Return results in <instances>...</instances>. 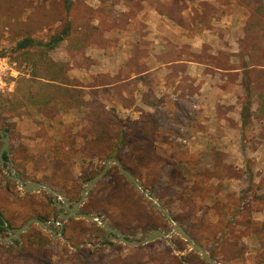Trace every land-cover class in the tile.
I'll use <instances>...</instances> for the list:
<instances>
[{
  "label": "rangeland",
  "instance_id": "1",
  "mask_svg": "<svg viewBox=\"0 0 264 264\" xmlns=\"http://www.w3.org/2000/svg\"><path fill=\"white\" fill-rule=\"evenodd\" d=\"M196 1L200 4L204 0ZM188 2L183 3L188 5ZM216 2V11L231 10L236 21L241 22L245 32L239 38L244 47L260 44L258 30L264 19L259 17H264L261 15L264 0ZM73 3L79 6L78 17L84 10L89 22L101 20L96 25L80 24L90 31L94 27H114L118 24L114 18L116 6L123 3L136 9L141 0H0V51L8 52L28 69L26 75L16 80L12 91L0 94V128L10 134L9 157L20 177L47 183L74 201L85 187V177L99 172L104 161L115 156L221 264H264V159L260 163L257 160L255 166L241 161L224 163L222 160L228 158L219 155L215 147L213 154L208 152V146L201 147L203 141L199 140L194 122L197 104L193 100L171 94L155 111L139 114L135 109L121 114L109 105L116 120L105 121L98 114L89 115L80 108L85 90L79 87L81 80L68 78V66L63 68L69 80L68 92L55 93L48 103L41 99L34 101L33 96L29 98L33 88L22 91L18 86L19 80L31 77L32 63L15 50L16 43L25 36L46 41L61 32L68 23ZM108 19L114 22H107ZM237 35L238 30L235 38ZM63 47L61 42L50 51L53 61L65 62L59 53ZM83 65L86 71H92L89 74L93 82L103 80L93 62ZM120 120L128 126L121 140ZM255 136L247 134L256 143ZM261 144L264 145V140ZM89 194L90 213L99 215L129 238L154 228L168 231L172 227L150 200L122 176L116 165L109 168ZM55 202L52 194L45 191L24 192L7 177L0 164V212L11 229L32 216L53 219L58 210ZM76 220L65 222L64 238H53L38 225H31L50 240L45 259L31 264H210L177 233L169 241L158 238L147 244L128 246L107 238L94 222ZM0 235L6 237L8 231ZM20 238L15 240L26 243L23 250L30 252L31 248L39 247L32 233ZM104 238L112 243L104 242ZM11 244L12 249L5 250L6 244L0 242V264H25L23 258H16L19 250ZM87 251L88 256L84 254Z\"/></svg>",
  "mask_w": 264,
  "mask_h": 264
},
{
  "label": "crops",
  "instance_id": "2",
  "mask_svg": "<svg viewBox=\"0 0 264 264\" xmlns=\"http://www.w3.org/2000/svg\"><path fill=\"white\" fill-rule=\"evenodd\" d=\"M204 1L141 0L136 9L121 3L114 15L117 25L90 31L80 24L96 25L100 19L89 22L84 10L78 17L73 3L59 53L68 78L82 81L80 108L86 113L87 102L94 100L121 114L153 112L176 94L197 104L194 127L201 147L208 146L210 154L215 147L228 158L224 163L255 166L264 159V22L260 44L246 48L234 13L216 11V0ZM83 62H93L103 80L93 82Z\"/></svg>",
  "mask_w": 264,
  "mask_h": 264
},
{
  "label": "water",
  "instance_id": "3",
  "mask_svg": "<svg viewBox=\"0 0 264 264\" xmlns=\"http://www.w3.org/2000/svg\"><path fill=\"white\" fill-rule=\"evenodd\" d=\"M0 164L5 161L7 167H3L9 179L14 180L17 185L24 192H36L45 191L52 194L56 199L54 206L58 209L53 219L42 220L39 217H29L26 221L16 229H11L5 218H3V224L8 231V236L2 237L0 235V242L9 245L15 241V239L21 240V234L27 232L31 225L36 224L42 230L49 232L53 238H64L63 227L66 221L70 219H84L96 223L103 231L107 238L115 242H122L128 246H138L150 243L155 239L161 238L170 240L171 236L175 233L179 234L189 245V247L198 253L202 259L206 260L210 264H221L217 261L206 249H204L173 217V215L160 203V201L148 190H146L136 176L128 170L120 160L115 156L108 157L103 164V167L99 172L90 177L85 183V187L80 193L78 199L72 201L63 194L50 186L47 183L31 180L25 181L22 179L18 171L14 168L13 161L11 159L5 160L3 158L4 153L9 154L10 134L7 130L0 128ZM112 165H116L118 171L122 176L146 199L150 200L153 207H155L172 225L168 231H163L159 228H154L145 234L136 233L129 238L122 230L117 227L111 226L106 223L99 215L88 213L82 210V205L88 198L91 189L97 184V182L103 178ZM56 225L54 228L52 225ZM141 237V238H140ZM262 264V263H260Z\"/></svg>",
  "mask_w": 264,
  "mask_h": 264
},
{
  "label": "trees",
  "instance_id": "4",
  "mask_svg": "<svg viewBox=\"0 0 264 264\" xmlns=\"http://www.w3.org/2000/svg\"><path fill=\"white\" fill-rule=\"evenodd\" d=\"M67 29H68V23L66 22L65 27L62 29L61 32L51 35L50 38L46 41L37 40L30 36H25L16 43L15 50L21 51L24 60L28 59L29 61H31L30 63H32L31 77L22 78L21 80H19L18 86L20 88L22 87L21 88L22 91L33 88L34 90L29 96V98L33 96L34 101H40L39 99H41V101H44V103H48L50 100L53 99L55 93L59 94L62 91L68 92L69 80L63 74V68L65 64L61 61H53L49 55L50 51H52L60 43V41L63 40V38L67 33ZM32 46H35L36 49L29 50V47ZM96 101L97 100H94V102H89V103L87 102V104L89 105L88 114L89 115L98 114L99 117H102L103 119H105V121H112V120L115 121L116 118L113 116V112L111 110L103 108L101 104ZM262 108L264 109V102ZM120 121L121 124L122 123L124 124V125L122 124L121 130L118 134V138L121 140L123 139L124 132L127 130L128 126L124 121L122 120ZM90 177L92 176L87 175L85 177V181L88 180ZM89 198H90V194L88 196V200L85 202V204L82 207V210L88 213L92 212L90 209L91 205L88 202ZM37 216L42 220H46L45 216H41V215H37ZM2 219H3V214L0 212V234H3L7 230L3 224ZM78 220L83 221V219H78ZM8 226L11 228L10 223H8ZM30 233H32V236L36 238L33 241L37 242V244L39 245V247L37 246L35 248H31L32 250H30V252L28 250H23L26 243L20 244L18 240H15L13 242L15 246H17V250H19L18 257L16 258L17 259L19 258V260L23 258L25 264H29V263L31 264L37 259H43L45 254H48L49 252L46 249V245L50 241L49 237L45 235L41 230L31 227L27 232L22 233L21 236L23 238L25 237V235H28ZM66 238L70 239L69 236H66ZM103 241L110 244L112 243V241H110L107 238H104ZM12 246L13 244L7 246L5 245L4 248H6L5 250H11ZM25 251H28V253H25ZM79 252H82V250H79ZM86 253H84L86 256L90 255L88 254L90 253L89 251H87Z\"/></svg>",
  "mask_w": 264,
  "mask_h": 264
},
{
  "label": "built area",
  "instance_id": "5",
  "mask_svg": "<svg viewBox=\"0 0 264 264\" xmlns=\"http://www.w3.org/2000/svg\"><path fill=\"white\" fill-rule=\"evenodd\" d=\"M26 72L28 69L24 64H20L8 52L0 51V94L12 91L16 85V80L20 76L26 75ZM182 141L187 142L186 139Z\"/></svg>",
  "mask_w": 264,
  "mask_h": 264
},
{
  "label": "flooded vegetation",
  "instance_id": "6",
  "mask_svg": "<svg viewBox=\"0 0 264 264\" xmlns=\"http://www.w3.org/2000/svg\"><path fill=\"white\" fill-rule=\"evenodd\" d=\"M3 129V128H2ZM6 130V129H5ZM1 144H2V142H1ZM1 146V145H0ZM4 155H5V157H4ZM3 158L5 159V160H8V159H10V157H9V154L8 153H4L3 154ZM1 167L3 168V167H7V163H6V161L1 165Z\"/></svg>",
  "mask_w": 264,
  "mask_h": 264
}]
</instances>
